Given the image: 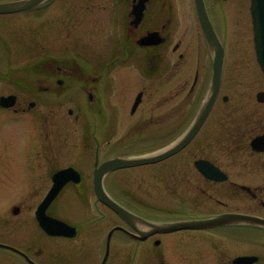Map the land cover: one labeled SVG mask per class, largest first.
<instances>
[{"label": "flooded vegetation", "instance_id": "af4514ba", "mask_svg": "<svg viewBox=\"0 0 264 264\" xmlns=\"http://www.w3.org/2000/svg\"><path fill=\"white\" fill-rule=\"evenodd\" d=\"M21 1L28 0H0V4ZM204 2L225 49V62L220 89L203 121L200 115L212 85L214 53L196 0H42L32 9L0 14L10 17L7 28L13 42L22 49H40V60L18 67L8 64L24 76L12 77L14 71L0 73V98L15 96L12 108L0 106V163L7 166L0 167V196H12L0 206V264H264V226L249 219H264V150L252 147V141L264 135V102L239 96L232 74L237 61L230 56L231 49L249 41L250 0ZM3 32L0 30V49H15ZM47 49H115L120 55L119 61L103 62L99 67L88 62L85 67L76 57H62L57 50ZM118 66L138 75V83L133 85L135 100L140 94L142 97L135 110L132 105L127 121L122 114L126 99H113L117 77L111 75ZM148 98L150 110L145 106L143 111L149 115L136 118ZM65 101L72 105L68 114L77 124L72 129L83 136V147L75 155L88 151L95 156L87 172L76 167L80 182L68 183L59 196L69 192L96 197L95 167L109 157L131 155L112 151L115 146L106 147L115 133L128 130L116 143L125 145L128 138V150H158L198 122L199 126L183 150L157 163L163 166L153 177L160 180L165 205L155 202L159 197L152 193L153 186L135 193L124 187L118 202L139 217L136 222L125 221L96 202L99 214L94 217L89 207L91 221L68 222L76 228L74 237L50 236L37 223L44 239L34 230L19 239L15 217L22 210L32 209L35 214L53 186L54 174L73 166L56 168L66 149ZM163 104L167 109L157 110ZM20 123L32 131L24 151L26 161L13 174L6 163L10 150L3 151L11 149V144L2 142V135L7 126ZM100 132L109 141L100 142ZM207 162L215 168L209 176L202 172ZM108 182L109 176L105 189L115 198ZM28 198L41 200L32 208L25 201ZM56 203L48 214L59 218L51 213ZM110 214L117 221H110ZM228 215L235 220L210 229L158 232L147 227L149 223ZM26 225L23 218L21 227L27 231ZM46 239L54 241V246Z\"/></svg>", "mask_w": 264, "mask_h": 264}, {"label": "rangeland", "instance_id": "374dc122", "mask_svg": "<svg viewBox=\"0 0 264 264\" xmlns=\"http://www.w3.org/2000/svg\"><path fill=\"white\" fill-rule=\"evenodd\" d=\"M8 22H10V17H0V25L1 31H4L3 34L11 41V44L15 46V49H12V54L9 53V49H0V70H2L5 65L8 62H16L18 64L25 63L29 60V57L31 60L37 59L34 58V56L38 55V49H22L17 42L14 40L12 41V36L9 32V29L7 28ZM19 39L24 40L22 34H19ZM29 40V38H28ZM21 43L20 41H18ZM22 44V43H21ZM243 46V47H242ZM49 51H60L63 52V54L66 55H72L74 50L81 51L83 53L84 58H79L80 61L83 63V65L86 64V62L94 63L96 65L101 66L103 61H105V58L110 55L111 49H47ZM68 51L67 53H65ZM76 51V52H77ZM74 55V54H73ZM232 55V58L234 61H237V66L235 69H233L232 74L235 78L236 84L238 85V93L239 96L247 97L250 96L252 99L255 98L253 95H256L260 91H264V74L261 71V68L257 62V57L255 53V48L253 44L250 43V41H246L244 44L242 43L241 47L239 49H231L230 50V56ZM123 69V68H122ZM118 71V74L120 71ZM138 75L135 74L133 71H125L120 73L117 76L116 81V93L117 96L113 97L115 101L118 100V98L126 99L127 103L124 107L125 112L124 114L126 121L130 118V110L133 105V102L135 100V91L133 88L134 84L138 83L137 79ZM130 89V90H129ZM131 92V93H130ZM150 98L147 99L144 106L141 107L140 112L137 113L136 118H140V116L149 115V112H144L145 106L147 107L148 111L150 110L151 102L149 101ZM250 105L249 103H246ZM71 104L69 102H63V108H62V125H63V141H64V155L62 156V164L60 166H56V168L60 167H66L68 164H74L77 166L81 171L84 173L87 172L92 167V159L95 156V153L93 155L90 154V152L85 151V155L81 156V153L76 151L81 150L82 148V141L83 136L80 134H77L72 128L77 126L76 123H74L71 116L68 115V109L71 108ZM166 104L161 105L157 110H166L167 107ZM244 110H247L248 108H243ZM255 109V108H254ZM243 113V112H242ZM241 113V114H242ZM245 113V112H244ZM240 114V116H241ZM135 120V119H132ZM10 126V125H9ZM7 126V128L4 129L3 135H2V142L11 144V149L7 148L3 150L6 152V150H10V153H7L6 155H10L9 162H6L9 164V170L10 173L16 174L19 169H17L22 163L26 161V158L24 156L25 148L28 146L29 143V134L31 133L29 127L27 125H24V123H20L17 125H11L10 127ZM125 133H117L114 137H110L111 143L107 144L106 147L119 145L116 143H119V140L126 136L129 132L128 130H125ZM103 134H101L102 136ZM109 138L105 139V141H109ZM160 139V137L158 138ZM81 142V143H80ZM127 145L119 146L117 149H114V151H118L120 149H125ZM1 147H3L1 145ZM107 149L102 150L101 152H105ZM102 156V154H101ZM163 164H149V165H143V166H136V167H130V168H124L120 169L118 171H115L110 174L109 182L108 184L112 187V189L116 192L114 194L115 198L120 201V188L123 189L124 187L131 188L130 191L132 193H135V191L140 192L141 189L143 190L147 186L148 188H151L153 186L152 193L157 196L161 197V191H160V180L159 178H154L153 176L155 173H160V169ZM1 168H6L7 166H4L0 163ZM17 170V171H16ZM158 185V188H154V185ZM12 189H17L16 186L12 187ZM10 197H1L0 196V206H3L7 204L11 199ZM15 198V197H14ZM81 197L70 194L69 192L63 196H61L57 203L51 208V213L55 216L64 219L66 222L69 223H78V222H86L91 221L92 217L86 210V208L83 206L81 200ZM16 199V198H15ZM15 199H13L15 201ZM39 198H28L26 199V203L32 208L36 207L39 203ZM90 207L93 215H98L97 211V204L95 201V197H90ZM158 199L155 198V202L158 203ZM167 202L166 198H163L160 200L159 204L165 205ZM11 203V202H10ZM97 204V205H96ZM18 205V204H16ZM100 207V206H99ZM53 211V212H52ZM90 209L89 212L91 213ZM91 213V214H92ZM26 221L29 230L26 231L27 227L23 226L21 227L22 219ZM33 211H26L23 213V210L20 215L15 217L16 224V235L19 237H23L25 234H28L26 232H30L34 230L35 235L39 236L40 238L44 239V235L40 233L39 230H37V226L35 225V219H34ZM110 221L114 222L117 221L114 217V214H110ZM98 221H100L98 219ZM23 225V224H22ZM26 238L28 235L25 236ZM17 239V238H16ZM41 239V240H42ZM24 240V239H23ZM19 244V242L15 241ZM46 243H49L50 245L54 246V241H49L48 239L45 240ZM28 264V263H27Z\"/></svg>", "mask_w": 264, "mask_h": 264}, {"label": "water", "instance_id": "95a60500", "mask_svg": "<svg viewBox=\"0 0 264 264\" xmlns=\"http://www.w3.org/2000/svg\"><path fill=\"white\" fill-rule=\"evenodd\" d=\"M197 1L199 4V10H200L201 17L204 20V15L206 14H205V9L203 5V0H197ZM37 2L38 0H33V1L31 0L29 2H25L21 4L20 6L19 5L13 6V5H7V4L0 5V13L11 12L15 10L16 11L24 10V9L32 7ZM251 12L253 16L254 39H255L257 57L264 71V0H252ZM208 35H209V40L213 41L218 47L217 54H216V60H215V78L217 82H219L220 75H221V69H222V63H223V49L220 47V44L213 32L209 30ZM138 102L139 100L137 101V103ZM188 138L189 137L184 139V141L176 148L168 150L156 156H149V157H142V158H113V159L105 161L96 170L95 177H94V187H95L98 198L103 203L110 206L114 211H116L124 219L130 220L131 214L126 209H124L122 206H120L118 203H116L112 198H110L107 195V193L104 191V188H103L104 176L108 174L109 172L115 169H118V168L143 165V164L153 163V162L162 160L168 157L169 155L173 154L174 152H176L182 146H184ZM261 141L263 142V138H258L254 141V144L255 145L261 144ZM79 177H80L79 174L72 168L61 170L54 175V186L51 192L49 193V195L46 197V199L43 201V203L41 204V206L39 207L37 211V219L40 222L41 227L47 232H50L51 234H58V232L63 231V230L73 231V229L67 226L64 222L57 220L55 218L49 217L46 214V211H47L48 206L51 204V202L59 194L63 186L71 180L78 181ZM217 222H218L217 220L184 222L180 224L171 225L164 229L169 230V229H178V228L204 227V226L213 225Z\"/></svg>", "mask_w": 264, "mask_h": 264}]
</instances>
